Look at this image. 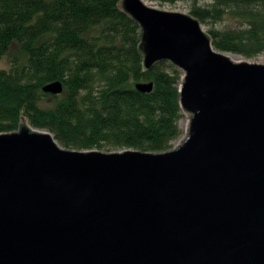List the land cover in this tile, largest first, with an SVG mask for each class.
I'll use <instances>...</instances> for the list:
<instances>
[{
	"label": "water",
	"instance_id": "95a60500",
	"mask_svg": "<svg viewBox=\"0 0 264 264\" xmlns=\"http://www.w3.org/2000/svg\"><path fill=\"white\" fill-rule=\"evenodd\" d=\"M119 7L140 24L144 70L183 71L186 136L160 152L71 149L22 116L0 133V264H264V62L216 49L191 13Z\"/></svg>",
	"mask_w": 264,
	"mask_h": 264
},
{
	"label": "trees",
	"instance_id": "16d2710c",
	"mask_svg": "<svg viewBox=\"0 0 264 264\" xmlns=\"http://www.w3.org/2000/svg\"><path fill=\"white\" fill-rule=\"evenodd\" d=\"M121 1L0 0V59L10 60V68L0 66V133L19 129L25 116L71 149L175 146L184 134V73L169 61L144 70L141 27L120 10ZM190 1L203 22L229 16L240 23L212 30L215 48L247 58L264 52V0ZM57 80L62 94L44 92ZM139 81H154L153 91H139Z\"/></svg>",
	"mask_w": 264,
	"mask_h": 264
},
{
	"label": "rangeland",
	"instance_id": "374dc122",
	"mask_svg": "<svg viewBox=\"0 0 264 264\" xmlns=\"http://www.w3.org/2000/svg\"><path fill=\"white\" fill-rule=\"evenodd\" d=\"M148 6L155 7L158 9L162 10H169V11H180L184 13H191L192 7H193V2L190 0H177L175 2H170V1H162V0H143ZM212 0H202L199 2V4L202 5H207L211 2ZM202 27L205 31L211 34L212 30H226V29H235L240 27V23L229 17L226 16L224 19L219 20V21H206L203 22L201 21ZM212 36V35H211ZM213 38V37H212ZM214 45V44H213ZM215 47V46H214ZM217 49V48H216ZM227 54H235L239 56V59L247 60L250 62H264V52L261 53L259 56L255 58H247L242 55L233 53V52H226ZM0 66L4 68H10V60L8 56L3 57L0 59ZM48 104H55V100L53 98H49L47 100ZM189 119L190 116L188 113L184 112V117L180 121L181 128L184 131V134L182 137L174 142V145L176 146L182 139L185 138L188 124H189ZM109 148L105 147L103 151L109 152Z\"/></svg>",
	"mask_w": 264,
	"mask_h": 264
},
{
	"label": "bare ground",
	"instance_id": "6f19581e",
	"mask_svg": "<svg viewBox=\"0 0 264 264\" xmlns=\"http://www.w3.org/2000/svg\"><path fill=\"white\" fill-rule=\"evenodd\" d=\"M231 57L234 59V60H239V56L235 55V54H231Z\"/></svg>",
	"mask_w": 264,
	"mask_h": 264
}]
</instances>
